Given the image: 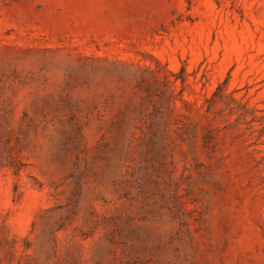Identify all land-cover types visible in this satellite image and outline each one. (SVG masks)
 Here are the masks:
<instances>
[{
    "label": "rangeland",
    "instance_id": "rangeland-1",
    "mask_svg": "<svg viewBox=\"0 0 264 264\" xmlns=\"http://www.w3.org/2000/svg\"><path fill=\"white\" fill-rule=\"evenodd\" d=\"M0 264H264V0H0Z\"/></svg>",
    "mask_w": 264,
    "mask_h": 264
}]
</instances>
